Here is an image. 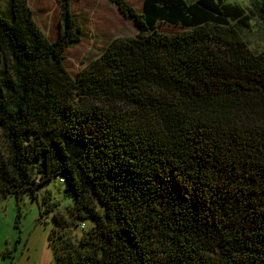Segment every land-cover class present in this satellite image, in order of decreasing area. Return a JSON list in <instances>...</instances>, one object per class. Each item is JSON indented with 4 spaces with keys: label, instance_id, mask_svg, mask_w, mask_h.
Returning <instances> with one entry per match:
<instances>
[{
    "label": "trees",
    "instance_id": "1",
    "mask_svg": "<svg viewBox=\"0 0 264 264\" xmlns=\"http://www.w3.org/2000/svg\"><path fill=\"white\" fill-rule=\"evenodd\" d=\"M54 1L52 42L28 0L0 11V200L58 179L54 264H264V49L244 39L264 0H110L137 35L74 78L73 0Z\"/></svg>",
    "mask_w": 264,
    "mask_h": 264
},
{
    "label": "rangeland",
    "instance_id": "2",
    "mask_svg": "<svg viewBox=\"0 0 264 264\" xmlns=\"http://www.w3.org/2000/svg\"><path fill=\"white\" fill-rule=\"evenodd\" d=\"M10 0H0V11L5 12ZM137 12L143 0H124ZM245 10L253 0H227ZM36 25L52 42L60 32V8L54 0H28ZM71 12L75 27L80 29V42L70 45L63 52V64L74 78L96 60L106 46L116 38H131L137 35L134 23L127 20L110 0H73ZM250 14V13H249ZM250 31L244 39L251 49H264V24L252 18ZM157 30L165 34H179L181 26L157 23ZM2 66H0L1 74ZM63 186L58 179L42 185L33 197L23 191L19 200L9 197L0 200V264H54L48 236L55 226L53 213L41 216L42 200L56 204L55 213L67 218V208L73 204L71 197L63 195ZM69 235L78 239L79 229H71Z\"/></svg>",
    "mask_w": 264,
    "mask_h": 264
}]
</instances>
